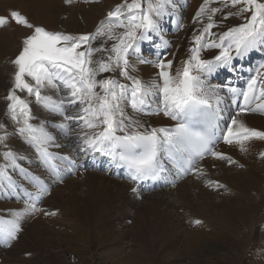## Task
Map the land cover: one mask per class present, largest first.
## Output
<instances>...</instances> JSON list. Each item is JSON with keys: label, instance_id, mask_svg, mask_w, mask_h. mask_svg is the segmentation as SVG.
I'll return each mask as SVG.
<instances>
[{"label": "rangeland", "instance_id": "374dc122", "mask_svg": "<svg viewBox=\"0 0 264 264\" xmlns=\"http://www.w3.org/2000/svg\"><path fill=\"white\" fill-rule=\"evenodd\" d=\"M17 1L11 3L13 6L9 7L0 0V16L9 19L7 25L0 27V125L6 122L3 120V115L8 101L3 97L9 94L11 90H8L9 80L14 79L16 72L12 61L22 50L24 38L33 31V29L17 25L11 20L10 13L12 11L21 13L34 26H45L51 31L60 30L72 35L87 34L82 27H87L91 31L95 26V24L86 26L81 22L74 26L67 21V18L76 10L77 0H71L69 5L65 0H63L65 2L53 0L50 7L52 11L50 10L48 16L39 14L40 11L34 0ZM118 1L125 2V0ZM131 2L132 0H128V3ZM259 2L264 3V0ZM144 5L147 4L144 3ZM239 5L233 10L231 0L223 3L221 6L223 9L209 4L206 14L203 13L199 16L200 18L198 17L200 20L196 18L198 12L193 13L191 6L186 13L184 30L178 36H174L176 38L174 49L163 60L165 64L171 61V69L166 70L170 72L173 79H177V73H181L183 63L192 49L193 39L203 31L205 23L209 21L208 17L211 14L209 10L219 9L217 13L215 12L219 15L211 14L210 20L213 22L211 24L220 23L219 25L222 26L218 28L220 30L213 31L215 38L224 29L238 27V18L244 13L240 12L244 5ZM229 8L233 11L230 12ZM190 14L193 15L192 21L189 18ZM234 14L237 20L232 19ZM34 19H37L40 24L35 23ZM80 19H82L81 15L79 21ZM60 27H65L67 31ZM7 45L11 49L5 48ZM106 53L98 54L96 57L106 59ZM211 56H213L211 52L203 53V59ZM137 62L149 84L163 85L159 75L160 69L142 64L138 60ZM128 75L136 80H142L141 75L136 71L130 70ZM100 79H105L104 74H100ZM126 83L132 87V79L126 77ZM77 111H80V107L73 112ZM252 117L258 122L251 121ZM236 119L249 129L264 130V117L241 114ZM1 131L5 132L6 129ZM11 145L19 153L24 151L23 156L28 157L26 148L23 149L16 140H13ZM221 149L229 155L232 164L229 160L213 159L205 163L209 180L218 183L217 190L206 188L203 182L190 177L169 191L159 194L157 191L144 193L147 198H139L136 204L133 203L132 197L125 195L124 189L112 188V191L106 192L107 189L103 186L104 189L100 190V185L96 183L95 178H92L95 174L86 175V172H81L78 176L70 177L71 181L76 180L75 183L69 184L68 180H65L63 185L57 186L58 188L54 189L45 201L44 209L39 212L27 211L25 206L17 203L0 201V209L4 210L6 215L16 216L20 223V235L9 248L10 252L21 264H28L25 260L31 261L32 264H90L92 258L100 264H233V262L234 264H264V156H262L264 140L249 139L242 144L223 145ZM241 172L244 174H239ZM253 172L254 175H252ZM243 185L250 198L244 201L246 213L234 209L240 206L235 199ZM220 199L222 201H217ZM138 203L141 204L138 205ZM216 204L228 214L220 215ZM77 205L84 206L86 209L78 210L83 212L88 210L92 217L89 219L82 217L83 215L79 214L74 207ZM5 208L16 209V212L10 213ZM249 219H251V225L244 230L245 238L242 236L240 240L235 239L239 245H233L234 237L223 233L221 227H225L228 231L235 230L233 234H236L239 227H243L242 223ZM222 220L225 221L222 222ZM193 235L203 237L201 238L203 242L192 243ZM186 236L189 237L187 243H185ZM3 258L0 254V264H4ZM64 258H67V261ZM12 261L17 262L15 258Z\"/></svg>", "mask_w": 264, "mask_h": 264}, {"label": "snow or ice", "instance_id": "6c2138e0", "mask_svg": "<svg viewBox=\"0 0 264 264\" xmlns=\"http://www.w3.org/2000/svg\"><path fill=\"white\" fill-rule=\"evenodd\" d=\"M67 2L70 3L71 0ZM145 2L146 9L143 7ZM163 2L164 0H132L128 3V0H125L123 5L117 6L114 11L108 13L107 21H102L95 33L79 36L50 32L43 27L34 26L17 11L10 13L11 20L17 25L33 29V31L24 38L22 50L12 61L16 72L13 88L6 97L8 114L17 123L23 120V126L18 130L19 133L27 134L29 140L40 146L45 157H49L50 154L43 145L53 137L45 133L42 128L37 129L29 123L31 110L28 102L17 95V91L27 92L30 96L35 95L37 103H44L45 107L63 115V101L59 104L55 102L49 104L46 101H50L51 98L41 95L42 87L53 86L56 81H59L69 90L68 103L80 105L81 114L75 117L66 116L65 119L81 121L84 127L91 130L99 129L92 135L85 133L84 144L93 151L111 156L113 160L118 159L127 166L134 180L157 178L165 170L160 158L162 152L167 153L168 158L174 162L179 155L187 153L190 157L187 161L189 168L196 158L203 159L206 154L232 162L230 157L213 150L212 145L215 141L206 132L193 130L187 122L177 123L171 129L153 128L150 132L144 133L128 131L138 122L132 121L125 115L124 105L127 104L137 112L144 111L146 97L152 93L143 88L139 80L128 75L127 57L129 50L135 49L137 39H144L147 31L155 30L156 24L152 19V13L156 12ZM208 2L209 0H205L197 17L206 11ZM238 4L244 5L240 9L241 13L249 12L251 15L246 18L245 24L229 29L220 37L221 41L226 39L231 41L227 47L215 42L204 45V47L221 48L220 54L214 58V61L200 59L199 49H193V55L186 62L183 71L177 73V79H173L170 72L166 70L171 69V61L157 65L160 68L159 75L163 80L162 86L159 84L154 86L162 96L160 101L162 107L157 111H163L165 116L173 120L188 121L201 111L202 106L211 107L208 104L203 81L199 75H192L191 70L195 68L198 72L210 71L214 62L228 65L233 59V51L239 56L254 48L258 43L264 42V3L259 0H231L233 7ZM217 11H219L217 8L210 9L211 14ZM211 14L208 17L209 20L212 19ZM8 23V17L0 16V27ZM213 26L211 23L208 24L204 32H209ZM115 28H123L125 31L116 35ZM140 29H143V32H140L138 36ZM101 37L118 42L114 43L110 49L103 45L93 48L92 42ZM195 39L199 44L202 37L198 36ZM104 52L109 53L106 59L93 60L95 53ZM261 68H264V65H261ZM116 69L120 70V75L132 79L131 89L111 78L99 80L96 78L99 73ZM26 77L30 78L31 82ZM257 77L264 80V74L259 71ZM257 77L249 81L247 90L243 92L244 105L240 107V112L255 110L245 107L250 99L264 98V90L260 91L259 96L255 95ZM230 90L235 92V89ZM257 109H264V103L257 104ZM61 127L65 126L61 125ZM118 131L124 134L117 135ZM4 139L5 137H0V142ZM249 139L264 140V132L249 129L233 118L227 127V132L223 135L224 142L231 144L235 140L242 144L243 141ZM4 157L5 159L11 158L12 153L5 152ZM30 207L34 209V205ZM10 223V228L0 227V238H16L20 226L15 222Z\"/></svg>", "mask_w": 264, "mask_h": 264}, {"label": "bare ground", "instance_id": "6f19581e", "mask_svg": "<svg viewBox=\"0 0 264 264\" xmlns=\"http://www.w3.org/2000/svg\"><path fill=\"white\" fill-rule=\"evenodd\" d=\"M17 0H13V2H12V0H2V3H6V5H9V7L10 6H13V5H11V3H15ZM19 1H21L22 2V0H19ZM34 1H36V6H37V9L40 11L39 12V14H42V15H46V16H48L49 15V13H50V10H51V8L50 7H52L51 5L53 4V3H51L53 0H34ZM63 1V0H62ZM62 1H59V2H62ZM18 2V1H17ZM64 2V1H63ZM76 2V1H75ZM203 2H204V0H193V2H192V11H193V13H197V12H199V10H200V8H201V6H202V4H203ZM226 2V0H210V2L207 4V6H206V8L209 6V4H212V7H219V8H221V6L223 5V3H225ZM68 3V2H67ZM119 3V1L117 0V1H111V0H77V3H76V10L70 15V17H68L67 19V21L68 22H70L72 25H74V26H76V24H79L80 22L81 23H83L84 25H90V24H97L105 15H108V13L110 12V9L113 7V6H115L116 4H118ZM121 3V2H120ZM146 3V2H145ZM59 5H61V4H59ZM68 5H69V3H68ZM67 5V6H68ZM74 5H75V3H74ZM241 5V4H240ZM239 5V6H240ZM71 6V5H70ZM237 6V5H236ZM242 6V5H241ZM3 7H5V5L3 6ZM60 7V6H59ZM73 7H75V6H73ZM143 7H144V5H143ZM231 7V6H230ZM8 8V7H7ZM54 9V8H53ZM67 9V8H66ZM65 9V10H66ZM209 9V8H208ZM218 9V8H217ZM221 9H223V8H221ZM220 9V10H221ZM230 9H232V8H229L228 10L230 11ZM236 8L234 7L233 8V10H235ZM60 10H61V7H60ZM73 10V9H72ZM233 10H231V11H233ZM52 11V10H51ZM54 11V10H53ZM64 11V10H63ZM62 11V12H63ZM78 11V12H77ZM210 11V10H209ZM225 11V10H224ZM230 11V12H231ZM57 12V11H56ZM61 12V11H60ZM69 12H70V10H69ZM206 12V11H205ZM204 12V13H205ZM207 12H208V10H207ZM218 12V11H217ZM216 12V13H217ZM44 13V14H43ZM71 13V12H70ZM192 13V12H191ZM216 13H214V14H216ZM238 14H239V12H237ZM206 14V13H205ZM221 14V13H220ZM222 14H224L223 12H222ZM226 14H228V13H226ZM61 15V14H60ZM80 15L82 16V19H80V21H79V17H80ZM196 15V14H195ZM216 15H219V14H216ZM240 15V14H239ZM250 15H251V13H249V12H244L243 14H241L240 16H239V18H238V26H240V25H242V24H245L246 22H247V19L246 18H248V17H250ZM51 16V15H50ZM69 16V15H68ZM206 16V15H205ZM234 17H232V19L233 18H235L236 19V15L234 14L233 15ZM224 17H226V16H224ZM228 17V16H227ZM231 17V16H230ZM52 18H53V16H52ZM61 18H63V17H61ZM189 18H190V20L192 21V19H193V15L192 14H190L189 15ZM196 18H198V17H196ZM200 18V17H199ZM198 18V19H199ZM219 17H217V19H218ZM194 19H195V17H194ZM203 19V18H202ZM220 19V18H219ZM222 19H225V18H222ZM228 19H230V18H228ZM36 22L35 23H37V24H40L39 23V21L37 20V19H34ZM33 20V21H34ZM55 20H57V18L55 19ZM62 20V19H61ZM200 20V19H199ZM198 20V21H199ZM216 20V19H215ZM231 20V19H230ZM234 20V19H233ZM237 20V19H236ZM60 21V20H59ZM197 21V20H196ZM195 21V23H198V22H196ZM214 21V20H213ZM220 21H221V19H220ZM226 21V20H225ZM225 21H223V22H225ZM202 22V20L200 21V23ZM209 22H210V20L209 21H207L206 23H205V26L204 27H206L208 24H209ZM216 22H217V20H216ZM222 22V23H223ZM227 22V21H226ZM213 23V22H212ZM218 23V22H217ZM236 23V22H235ZM235 23H233V24H235ZM220 24V23H219ZM219 24H216L215 25V23H214V26L213 27H211L210 29L212 30H210L209 29V32H207V33H209V34H211V40H213L214 39V41L215 42H218V41H220V37L221 36H223L224 35V33H226V32H228L229 31V29L227 30V29H224V31L222 32V33H220V35H218L217 37L215 36V38H214V30H216V29H218L219 27H221L222 28V26L221 25H219ZM227 24V23H226ZM237 25V24H236ZM224 26V25H223ZM225 27V26H224ZM223 27V28H224ZM226 27H227V25H226ZM84 28V29H83ZM232 28V27H231ZM236 28V27H235ZM82 30H84L86 33H88V32H90L89 30V28H87V27H82ZM203 30H204V28H203ZM218 30H220V29H218ZM221 30H223V29H221ZM213 32V33H212ZM170 36H173L172 34H169ZM216 35H217V31H216ZM176 39V38H175ZM4 41V40H3ZM103 41H101V43H102ZM0 45H1V43H0ZM4 45H5V41H4ZM100 45V43H98V46ZM97 46V47H98ZM101 46V45H100ZM111 46H108L107 48H110ZM5 48H8V49H11L8 45L5 47ZM3 50V49H2ZM212 53V55H215V52H211ZM184 65H185V63H183V66H182V68H181V71H182V69H183V67H184ZM180 71V72H181ZM200 73H201V71H200ZM193 75H199V77L201 78L202 77V75L201 74H193ZM77 114H81L80 113V111L78 112H73V114H72V117H75ZM72 120H75V119H72ZM131 120L132 121H136V122H138L137 124H136V126L135 127H138V128H140L141 130H143V128L146 126V125H153V126H155V125H159V124H165V125H171L172 124V122L170 121V120H167V119H165V118H163V117H151V118H149V119H136V118H131ZM251 121H256V122H258V120L256 119V118H254V117H252V119H251ZM126 123H127V121H126ZM79 124H81L82 126H83V122H80ZM134 127V128H135ZM134 128H132V130H128V131H137V132H139L138 130H135ZM94 131H99V129H96V130H91V129H88V128H85L84 130H82L81 131V137L84 139V135H85V133H87L88 135H92L93 134V132ZM223 146V145H222ZM221 146V147H222ZM220 147V148H221ZM228 152V151H227ZM231 154V153H230ZM206 163V162H205ZM254 167H255V165H254ZM228 171H229V169H228ZM231 171V170H230ZM250 171H252V170H250ZM236 172V171H235ZM95 174V176H91L92 178H95L96 179V183L97 184H99L100 186H99V189L100 190H102V189H104V188H106L107 189V191L106 192H110V191H112V188H114L115 190H120V189H124L125 190V195L127 196V197H132V199L134 200L133 201V203H136L137 204V202L139 201V198H141V197H146V196H144V192H139L136 188H134V185H132L131 183L129 184V182H127V181H125V180H121V179H118V178H115V177H112V176H108V174H106V173H102V172H96V171H87L86 172V175L87 174ZM229 173V172H228ZM245 173H247V172H245ZM236 174V173H235ZM237 174H238V172H237ZM239 174H244V172L242 173H239ZM248 174V173H247ZM252 175H254V172L252 173ZM229 175H227V177H228ZM90 177V178H91ZM99 177V178H98ZM100 177H101V179H100ZM253 178V177H252ZM71 179L72 178H67L66 180H68V182H69V184H73V183H75L76 182V180L75 181H71ZM79 180V179H78ZM67 184V183H66ZM235 184H237V183H235ZM239 184V183H238ZM85 186H86V184H84ZM87 185H89V184H87ZM242 185V184H241ZM104 186V188H102ZM180 187V186H179ZM239 187V186H238ZM58 187H56V188H54L55 190L57 189ZM132 188V189H131ZM129 189H131L130 191H129V193H128V190ZM172 188H165V189H161V190H158L157 191V194H159V193H162V192H164V191H169V190H171ZM243 189V190H242ZM100 190H98V191H100ZM173 191V190H172ZM240 194L237 196V198L235 199V201H238V203H240V206H236L234 209L235 210H237V211H242V212H245L246 213V206L244 205V201L245 200H247V199H250L249 198V195H248V193L246 192V190H244V185L240 188ZM167 193V192H166ZM170 193V192H169ZM165 194V193H164ZM137 195V196H136ZM154 195V194H153ZM170 195H172V194H170ZM179 195V194H178ZM150 196V195H149ZM148 196V197H149ZM155 196V195H154ZM162 196V195H161ZM151 197V196H150ZM149 197V198H150ZM156 197V196H155ZM164 197V196H163ZM172 197V196H171ZM147 198V197H146ZM153 198V197H152ZM166 198V197H165ZM174 198V197H173ZM144 199V198H143ZM155 199V198H154ZM163 199V198H162ZM175 199V198H174ZM173 199V200H174ZM226 199V198H225ZM224 199V200H225ZM147 200V199H146ZM149 200V199H148ZM172 201V200H171ZM217 201H222V199H220V200H217ZM217 203H219V202H217ZM139 204H141V203H138V205ZM75 208H76V211L78 210V209H81V208H83V209H86L84 206H82V205H77V206H74ZM216 209H217V211H219V214L220 215H222V216H226L228 213H226L225 211H223V209L221 210V208L216 204ZM257 210H258V208H257ZM256 210V211H257ZM79 214H81V215H83L82 217H84V218H86V219H89V218H91L92 217V214H91V212H89L88 210H86V212H83V211H81V210H78L77 211ZM177 218V217H176ZM251 219H249L248 221H246V222H243L242 223V225L241 226H243V227H239V230L238 231H236V234H233V232H235V230H232V231H228L225 227H221V230H222V232L223 233H225V234H230V235H232L233 237H234V240H233V245H239L236 241H235V239L236 240H238L240 237H244L245 238V228H247L248 226H250L251 225V221H250ZM225 220H222V222H224ZM168 223V222H167ZM166 223V224H167ZM170 223V222H169ZM167 226V225H166ZM168 226H170V224L168 225ZM175 226V225H174ZM173 229V228H172ZM167 230V229H166ZM194 233V232H193ZM192 233V234H193ZM221 233V232H220ZM199 234V233H198ZM190 235V234H189ZM212 235V234H211ZM184 236V235H183ZM239 236V237H238ZM194 240L192 241V243L195 241L197 244H201L203 241L201 240V238H203V237H201V236H199V235H197V236H191ZM188 240H189V237L188 236H186L185 237V243H187L188 242ZM207 240V239H206ZM240 240V239H239ZM243 241V240H242ZM191 243V244H192ZM190 244V245H191ZM184 246V245H183ZM213 253V252H212ZM0 254L2 255V257H4L3 259H4V264H21L20 263V261L18 260V258H16V256L14 255V254H12L11 252H10V249L9 248H6V249H0ZM214 255L216 256V254L214 253ZM15 258V260L17 261V262H14V261H12L13 259ZM66 261H67V258H64ZM95 259V258H94ZM93 258L91 259V263L90 264H100L98 261H95ZM26 262H28V264H32V262L31 261H29V260H25ZM69 261V260H68ZM101 262V261H100ZM183 264V263H182ZM233 264H234V262H233Z\"/></svg>", "mask_w": 264, "mask_h": 264}]
</instances>
